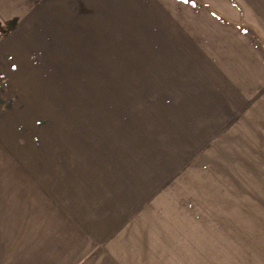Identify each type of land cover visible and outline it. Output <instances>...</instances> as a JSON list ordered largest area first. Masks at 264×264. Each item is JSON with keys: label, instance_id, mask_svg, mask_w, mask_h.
Returning <instances> with one entry per match:
<instances>
[{"label": "rangeland", "instance_id": "1", "mask_svg": "<svg viewBox=\"0 0 264 264\" xmlns=\"http://www.w3.org/2000/svg\"><path fill=\"white\" fill-rule=\"evenodd\" d=\"M197 13L0 0V264H264V89Z\"/></svg>", "mask_w": 264, "mask_h": 264}, {"label": "crops", "instance_id": "2", "mask_svg": "<svg viewBox=\"0 0 264 264\" xmlns=\"http://www.w3.org/2000/svg\"><path fill=\"white\" fill-rule=\"evenodd\" d=\"M187 1L200 16L202 42L207 41L203 47L215 54L216 65L223 66L231 83L247 91L264 89V0L262 7L259 3L245 5L242 0H227L216 8L202 0Z\"/></svg>", "mask_w": 264, "mask_h": 264}]
</instances>
